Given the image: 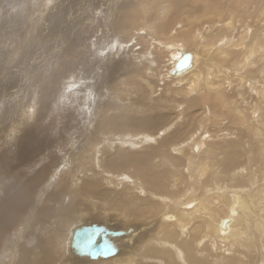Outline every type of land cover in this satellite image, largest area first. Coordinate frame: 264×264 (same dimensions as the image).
I'll return each mask as SVG.
<instances>
[{
	"label": "bare ground",
	"instance_id": "bare-ground-1",
	"mask_svg": "<svg viewBox=\"0 0 264 264\" xmlns=\"http://www.w3.org/2000/svg\"><path fill=\"white\" fill-rule=\"evenodd\" d=\"M84 1L80 3L84 4ZM120 1L106 0L103 5L101 3L102 6L106 5L107 12L97 18L93 16L97 10L94 1H86V4L90 3L91 10L86 20L93 19L95 22L98 19L100 25L94 30V26L92 29L87 26L84 31L77 30L74 35L69 34L73 38L67 41L65 52L61 53V57H55L51 65L43 67V72H46L58 65L59 69L54 75L44 77L40 75V69H36L40 72L36 71L33 75L30 72L32 77L28 82L31 83V90L36 86L39 88L31 93L30 100L25 102L27 105L21 106V118L15 126L8 128L4 139L0 140V264H50L52 256L61 254L60 249L65 246L64 229L70 220L75 217L86 219L89 215L101 212L105 217L103 220L108 221L114 218L108 215L115 212L117 207L131 214L128 220L134 216L147 218L145 224L148 228L155 226L158 221L159 231L153 235L145 232L147 237L141 234L136 240L141 230L135 227H131L134 236L124 238L123 230L99 226L110 231L106 241L115 249V254L108 258L91 259L89 255H76L71 249L74 229L87 226L71 224V227L68 225L65 253L88 259L82 260L88 261L85 264L95 260L100 262L93 264H264V0H235L232 11H226L218 18L222 23L217 30H214L217 21L211 20L208 25H204L201 17L215 16L213 10L221 6L219 1L215 7L209 4L214 0H139L140 6L136 5L137 8L132 7L130 1L129 4ZM187 2L192 3L188 4L193 10L183 17V22L189 21L181 24L186 25L189 31L181 29L182 25L178 21L179 24H175L176 28L173 29L181 30L170 29L168 34L171 25L163 19L168 15L179 19ZM207 4L211 7H206ZM228 5L223 4L218 9ZM69 7L63 5L64 11ZM59 8L56 7L55 13L48 17L47 25L52 33L67 29V25L60 27L63 15L59 14ZM81 9H84V5ZM148 12H151L152 18L147 19L148 30L144 32L149 31L150 40L155 38L159 41V48L162 42L169 51L172 60L169 79L180 81L190 75L192 79L184 90L197 94L195 102L210 101L211 108L208 109L211 112L209 110L199 117L194 116V105L189 102L180 122L171 120L164 126L168 118L166 112L155 111L156 104L150 98L137 106L131 105L136 96L134 87L130 107L126 106L129 105L126 100V103L120 102L124 99L122 92L127 91L129 77L123 76L121 72L123 61L115 60L112 53L121 52L124 42H131L132 29H138L135 25L141 23L143 13ZM234 12L241 17H235ZM205 16L203 18H208ZM219 32L223 36L218 35ZM230 35L234 36L232 43L228 39ZM109 38H115L117 43L106 41ZM134 45L128 44L127 54L134 52ZM141 46L145 48V45ZM184 47L188 50L192 47L194 52H186ZM198 48L201 53L197 51ZM213 50H216L215 55ZM86 52L94 59V64L90 65L91 72L85 71L83 79L79 78V83L73 85L71 80H76L78 74L74 64L69 61H72L71 57L78 59ZM181 53H189L192 66L188 71L172 76L171 71L182 57ZM56 55L53 53V56ZM89 56L85 60L86 64ZM197 59H200L199 65ZM1 63L3 67L0 72L9 71L10 57L1 58ZM23 82L27 80H22L18 91L22 90ZM150 83L147 80L146 86L150 87ZM16 84H10L9 92L14 90L10 88ZM75 86L84 90H76ZM36 91L39 98L34 96ZM24 92L20 91L18 96ZM174 94L177 95L176 92ZM210 94L213 97H209ZM149 110L160 116L147 114ZM35 111L38 116L32 120ZM209 115H212V120L217 117L214 119L217 122L214 128L219 131L212 139L207 140L203 136L198 139L197 132L210 120ZM222 115L223 120L220 119ZM236 134L242 138L238 139ZM216 148L223 158L217 154L214 156V165L208 164L207 157L202 159V156L214 155L213 150ZM188 155L190 159L187 161ZM181 162L185 165V175L189 176V179L183 178L188 187L184 191L181 190L183 186L178 188L179 192H183L176 198L169 192L175 189L176 183L183 177ZM201 169L209 173L206 171V175L202 176ZM53 174L58 175L56 180L52 179ZM204 176L209 177L204 185L211 182L209 186L211 184L214 188L204 193L209 196L198 198L196 190L202 185ZM217 180L223 183L219 184ZM65 188L70 193L71 201L66 208L58 205L65 212L60 210L62 213L54 219L53 207L68 202L63 197ZM162 207L165 210L161 211ZM122 217L117 218L127 219L125 215ZM169 226L174 230L172 233ZM58 230L63 231L62 235L57 233ZM112 232L117 234L111 235ZM120 239L128 243L123 244L125 252L122 250L121 253ZM223 246H226L224 251L221 248ZM121 255H124L123 260H118ZM71 261L68 259L66 262L72 264Z\"/></svg>",
	"mask_w": 264,
	"mask_h": 264
},
{
	"label": "rangeland",
	"instance_id": "rangeland-1",
	"mask_svg": "<svg viewBox=\"0 0 264 264\" xmlns=\"http://www.w3.org/2000/svg\"><path fill=\"white\" fill-rule=\"evenodd\" d=\"M80 1H84V0H0V57L3 59L5 58L6 56L10 57V65H9V71L8 70H5L3 73L0 72V101L2 100V102H0V140H3L4 139V136L5 134H7L8 132V128H10V126H15V124L17 123V120L21 118L20 114L22 113L21 111H23V109H20L21 106L25 107L27 105V103L25 102H28L30 100V97L32 96L31 93H33L34 89L37 88L38 86H36L33 90L32 87L30 88V81L29 79L32 77L31 76V73L32 75L34 74V72H36L37 70L36 69H40L41 70V74L40 75H43L44 77H48V76H52L54 75L57 71H58V65H55L53 68L49 69L48 71L46 72H43L44 70V65H51V61L53 63V59H55V57H58L61 55V53H64L65 50L67 49V46H68V40H70V38H73L72 37H69L70 35L69 34H73L74 35V32L77 31V30H83L85 29V27L87 26H90V28L92 29V26H94L93 30L95 28H97L99 25H100V21L98 19H95V22L92 21V20H86L87 16H89V13H90V7L88 4H86L88 1L90 0H85L84 1V4ZM87 1V2H86ZM93 5L94 7H96V11L93 12V16L95 18L97 17H102L104 15L105 12H107V7L106 5L102 6L104 3H106V0H93ZM101 1V2H100ZM129 1L131 2V5L132 7L134 8H137V6H140L139 5V0H121L120 2L121 3H125L126 4H129ZM206 2H210V0H205ZM218 1L219 3H221V6L224 4V5H227L229 3V5L224 8V9H218V8H221L218 7V11L217 9L213 10L215 13V16L213 15H204L205 17H208V18H203L204 16L201 17L202 20H204V25H208L210 23V21H217V23L214 25V30L216 29H220L221 28V23L222 22H219L218 21V18L222 15V13L226 12V11H229L230 12L232 11V5L235 3V0H214V1H211L209 4H212V5H216L218 4ZM69 2V4H68ZM79 2V3H77ZM102 3V5H101ZM191 5L192 3L190 2H187L185 5H184V9H182V13L180 14L181 17L178 19V18H174L172 15H168L166 18H164L163 20L164 21H168L170 23L171 26H169V31L167 32L168 34L170 33V29L174 30V31H179L181 29H186V25H182L181 23L183 22V17L186 15H189L190 11H192V7H189V4ZM58 4V5H57ZM67 6V5H70V7L67 9V11L71 10L69 13L67 11H64V8H63V5ZM76 4V5H75ZM205 4V2H204ZM78 5L80 7H78ZM83 5H84V9H81L83 8ZM100 5V7H99ZM53 6V7H52ZM61 6V7H60ZM75 6V7H74ZM78 8H77V7ZM194 7H196L195 5H193ZM217 6V5H216ZM215 6V7H216ZM56 7H60L58 12L59 14H62L63 15V18H62V25H60V27L64 28L66 25L65 28L66 31L64 32H61V31H57L55 34L52 33V31L50 30V27L47 25L49 23L48 21V17L50 14H53L55 13L56 11ZM72 7V8H71ZM86 7V8H85ZM206 7H211L210 5H206ZM192 9V10H191ZM185 10V12H184ZM188 10V11H186ZM206 10V9H205ZM204 10V11H205ZM85 11V12H84ZM88 11V12H87ZM142 11V10H141ZM57 12V13H58ZM64 12V13H63ZM78 12V13H76ZM84 12V13H83ZM102 12V13H101ZM195 12V11H193ZM218 12V13H217ZM151 12H148L147 14H144V17L143 19H141V23L138 22L135 27L138 28H134L136 30L131 31L132 36L131 35V42H124V44L122 45V51L115 54L114 52L112 53L113 55V58L115 60H121L123 61V65H122V71L123 72V76L125 77H129V84H128V88H127V91L126 93L123 91L122 92V97L124 99H122V97H120V99H122L120 102L122 103H127L126 104H129V105H126V106H129L130 107V103L132 102V91H134V89L132 87H134L136 89V91H134V93H136V96L134 97L135 100H133L134 104L132 103L131 105H134V106H137L141 101L143 100H147L148 98H150L151 100L154 101V103L156 104V108H155V111H159V112H163L165 114L166 117V122L164 123V126L168 125L171 120H176L177 122H180V119L182 120L183 119V115H185L186 113V108L188 107V104L189 102H192V104L194 105V109H192V112L194 114V116H197L199 117L203 112L205 111H209L211 112V109H208V108H211L210 105H211V102L210 101H197L195 102V96H197V94H194L192 91L191 93H187L184 88L187 87V83H190V80L192 79L191 76L189 75H186L185 77H183V79H180V81H176V80H173L172 78L169 79L170 75L168 74L169 71H170V65H171V62H170V55H169V51L166 50V48L164 47L165 45H162V42H161V48H159L160 46V43L159 41L157 42V40L155 41L154 39L153 42H151L152 40H150L152 37H151V34L150 32H144L145 30L147 31L148 28L147 27V24L146 22L147 19H151L152 18V14H150ZM186 13V14H185ZM188 13V14H187ZM71 14V16H70ZM87 14V15H86ZM149 14V16H148ZM218 14V15H217ZM76 15V16H75ZM100 15V16H99ZM72 16H75L72 18ZM85 16V17H84ZM148 16V17H147ZM211 16V17H210ZM234 16L235 17H241V15L237 12H234ZM68 20H66V18ZM70 17V18H69ZM78 17V18H76ZM150 17V18H149ZM210 17V18H209ZM212 18V19H211ZM85 19V20H84ZM72 20V21H70ZM96 20H97V24H96ZM236 20V18H235ZM90 21V22H89ZM94 23H92V22ZM180 24L182 25V28L181 29H173L174 27L176 28L175 24ZM189 20H185L183 22V24H185L186 22H188ZM211 21V22H212ZM73 22V23H71ZM80 24H78V23ZM144 23V24H143ZM144 28L142 29V27ZM218 24V25H217ZM72 25V26H71ZM220 25V26H219ZM218 26V28H217ZM18 27V28H17ZM140 28V29H139ZM146 28V29H145ZM256 28V27H254ZM11 29V30H10ZM142 29V30H141ZM14 30V31H13ZM73 30V31H72ZM187 30V29H186ZM7 31V32H6ZM18 31V33H17ZM71 31V32H70ZM84 31V30H83ZM136 31V32H135ZM140 31V32H139ZM189 30H187L188 32ZM9 32V33H8ZM88 32V31H87ZM139 32V33H138ZM201 32V30H200ZM237 33H239L238 31H236ZM4 33V34H3ZM42 33V34H41ZM51 33V34H50ZM63 33V34H62ZM68 33V34H67ZM79 33V31H78ZM137 33V34H136ZM65 34V35H64ZM149 34V35H148ZM165 34V33H164ZM164 34H162L161 36L163 37ZM13 35V37H12ZM40 35V37H39ZM220 36H223V33L221 34L219 32ZM44 36V37H43ZM52 36V37H50ZM151 38H150V37ZM22 37V38H20ZM42 37V38H41ZM64 37V38H63ZM145 37V38H144ZM63 38V39H62ZM65 38H66V41H65ZM93 38H95V35L93 36ZM136 38V39H135ZM234 38L233 35H230V37L228 38L229 41H231L232 43V39ZM143 39H146V40H143ZM112 42H111V41ZM116 39L115 38H109V40H106V41H109L110 43H114L116 42L117 43V40L115 41ZM130 40V39H129ZM135 40V41H134ZM136 41H138L136 43ZM144 43H143V42ZM134 42V43H133ZM154 42H157V43H154ZM132 43V45H135L133 46L134 48L132 49L134 52H132L131 54H127V48H128V44ZM149 43V45H148ZM176 44V41L174 42ZM138 44V45H137ZM145 45V48L142 47L141 45ZM159 44V45H158ZM213 45H215V43H212ZM137 45V46H136ZM152 45V46H151ZM157 45V46H156ZM124 46V47H123ZM126 47V48H125ZM152 47V48H151ZM160 49H158V48ZM188 47V46H187ZM187 47H184L183 49L186 51V52H191L193 51L192 47H190V50H188L189 48ZM11 48V49H9ZM143 48V49H142ZM82 50V47L80 48ZM142 49V50H141ZM140 50V51H139ZM153 50L152 53H149L148 52ZM159 52H158V51ZM37 51V52H36ZM64 51V52H63ZM144 51V52H143ZM156 51V52H155ZM198 52L201 53V51H199V48L197 50ZM137 52V53H136ZM158 52V53H157ZM194 52V51H193ZM215 52L216 50H213V53L215 55ZM52 53V54H51ZM53 53H56L57 55L56 56H53ZM122 53V54H121ZM126 53V55H125ZM135 53V54H134ZM140 53V54H139ZM51 54V55H50ZM85 54H87L89 56V53L86 52ZM81 55L80 58L78 59H75L73 57L72 58V61H69L71 64L73 63L74 66H75V71L77 72L78 74V77L76 78V80L72 79L71 80V84L75 85L77 83H79L78 81H80V79L82 80L83 79V75H84V72L85 71H89L91 72V67L90 65H93L94 64V59L93 57H88L89 58V61L87 62V65L85 60L87 58V55ZM139 54V55H138ZM149 54V55H148ZM189 54V53H188ZM121 55V56H120ZM135 55V56H134ZM138 56V57H136ZM148 56V57H147ZM61 57V56H60ZM127 57V58H126ZM141 57V58H140ZM206 57V55L204 56ZM1 58H0V70L2 69L3 65L1 63ZM67 58V57H66ZM132 58V59H131ZM145 58V60H143ZM210 58V56L208 57ZM91 59V60H90ZM93 59V60H92ZM142 59V61H140ZM148 59V60H147ZM152 59V60H151ZM43 60V61H42ZM66 60V59H65ZM75 60V61H74ZM79 60V61H78ZM78 61V62H77ZM133 61V63H132ZM137 61H138V64H137ZM144 61V62H143ZM172 61V60H171ZM199 61V62H198ZM34 62V63H33ZM128 62V63H127ZM140 62V63H139ZM146 62V63H145ZM17 63V64H16ZM156 63V64H155ZM127 64V66H126ZM138 66H137V65ZM140 64V65H139ZM197 64L199 65L200 64V59H197ZM17 65V67H16ZM37 65V66H36ZM132 65H136L134 67H132ZM141 65H144V67L142 66V68L140 67ZM165 65V66H164ZM197 65V66H198ZM126 66V67H125ZM132 67V68H130ZM137 67V69L135 68ZM152 67V68H151ZM227 67V66H226ZM47 68V67H46ZM128 68V69H127ZM172 68V67H171ZM228 68V67H227ZM55 69V70H54ZM78 69V70H77ZM141 70L140 72H138V70ZM145 69V70H144ZM165 69V70H164ZM169 69V70H168ZM137 71L136 73H133V71ZM154 70V71H153ZM166 71V72H165ZM31 72V73H30ZM37 72H40V71H37ZM148 73V74H147ZM168 75H167V74ZM135 74V75H134ZM22 75H23V79H22ZM168 77H167V76ZM80 76V77H79ZM140 77L139 79L137 78ZM28 77V78H27ZM163 77V78H162ZM27 78V79H26ZM80 78V79H79ZM20 79V80H19ZM68 79V77H67ZM138 79V80H137ZM145 79V80H144ZM22 80L26 81L27 82H23V88L22 90H25V92L21 95L18 96V93L20 91H18V87L21 85L22 83ZM36 80V79H35ZM34 80V81H35ZM144 80V81H143ZM147 80H150V87L149 86H146V82ZM33 81V82H34ZM69 81V80H66V82ZM174 81V82H173ZM37 82V81H36ZM82 82V81H81ZM85 82H88L85 81ZM4 83V84H3ZM15 83H17L15 86H13ZM25 83V84H24ZM178 83V84H176ZM181 83V84H180ZM10 84H13L12 87L10 88L12 91L9 92L8 90V87H10L11 85ZM35 84V83H34ZM136 87H135V85ZM26 89H25V87ZM36 85V84H35ZM29 86V87H28ZM140 86V87H138ZM146 86V87H145ZM168 86V87H167ZM176 86V88L174 87ZM4 90H3V89ZM6 88V89H5ZM39 88V87H38ZM83 88V86H82ZM2 89V90H1ZM75 89L76 90H81L83 91L84 89H80L79 87L75 86ZM138 89V90H137ZM144 89V90H143ZM149 89V91H148ZM166 89V90H165ZM8 90V91H7ZM141 90V91H140ZM153 90V92H152ZM177 90V91H176ZM4 91V92H3ZM7 91V92H6ZM16 91V92H15ZM18 91V92H17ZM139 91V92H138ZM176 92L177 95H174L172 94V92ZM184 91V92H183ZM15 92V93H14ZM155 92V93H154ZM169 92V93H168ZM171 92V93H170ZM10 95H9V94ZM132 93V94H131ZM140 93V95H139ZM149 93V94H148ZM154 93V94H153ZM167 93V94H166ZM179 93L181 94L179 96ZM193 93V94H192ZM8 97H6L7 95ZM37 94H39L37 91L34 93V96H36ZM108 94V93H107ZM142 94V95H141ZM3 95V96H1ZM127 95V96H126ZM131 95V96H130ZM135 95V94H134ZM138 95V97H137ZM168 95V96H167ZM191 95V96H190ZM4 96L6 97V101L4 99ZM10 96L11 99H10ZM18 96V97H17ZM40 95H37L36 97L39 98ZM125 96V97H124ZM162 96V97H161ZM173 96H175L174 98H172ZM17 97V98H16ZM127 97V98H126ZM129 97V98H128ZM132 97V98H130ZM169 97V98H168ZM177 97V99H176ZM179 97H181L179 99ZM209 97H213V94H210ZM9 98V100L7 99ZM81 98V96H80ZM107 95L105 97V99H107ZM126 98V99H125ZM172 98V99H171ZM128 99V100H127ZM161 99V101H160ZM179 99V100H178ZM194 99V100H193ZM126 100V101H124ZM166 100V101H165ZM180 100H182V102H179ZM124 101V102H123ZM162 101H164L162 103ZM169 101V102H168ZM166 102V103H165ZM195 104H194V103ZM205 102V104H204ZM3 105H2V104ZM25 103V104H23ZM170 103V106L168 105ZM177 103V104H176ZM208 103V104H207ZM167 105V107L165 105ZM173 104V105H172ZM179 104V106H178ZM187 104V106H185ZM199 104H204L205 106H201ZM7 105V106H6ZM195 105H196V108H195ZM6 106V107H5ZM165 106V107H164ZM176 106H178L176 109ZM184 106V107H183ZM12 107L15 109H12ZM172 107L171 110H169V108ZM180 107H181V110H180ZM183 107V108H182ZM205 107V108H204ZM128 108V107H127ZM164 108V109H162ZM207 108V109H206ZM185 109V110H184ZM165 110V111H164ZM179 110V112L177 113V111ZM184 110V111H183ZM171 111V112H170ZM173 111V112H172ZM225 111V110H224ZM11 112V113H10ZM176 112V113H175ZM109 114L110 113H118V112H108ZM147 114L151 115V116H155V115H158L160 116V114H153L150 112V110L147 112ZM173 114V115H172ZM176 114V115H175ZM4 115V116H3ZM38 116V112L35 111L34 112V116H32V120H35V118ZM177 116V118H176ZM209 121H207V123L205 124L204 128L201 130V131H198L197 132V138L199 139V137L202 138H205L208 140V138L212 139V137L214 135H216V132H218L219 130L218 129H215V125H216V121H214V119H216L217 117H214L213 120H212V115H209ZM3 119V120H2ZM168 119V120H167ZM170 119V121H169ZM221 120L224 119L223 115L222 117L220 118ZM3 122V123H2ZM223 123H226V121H224ZM226 125V124H224ZM82 126V124H81ZM81 126L79 127V129H81ZM209 127H212L211 129L213 130H210ZM196 128V127H195ZM214 128V129H213ZM228 128V127H227ZM4 129H7L4 131ZM229 129V128H228ZM209 130V132H208ZM221 130H224L221 129ZM230 130V129H229ZM236 130V127L235 129ZM2 132V133H1ZM17 132V131H15ZM202 132V133H201ZM214 132V133H213ZM222 131H220V134H221ZM5 133V134H4ZM4 134V135H3ZM213 134V135H211ZM210 135V136H209ZM206 136V137H204ZM238 136V139L242 138L241 135L239 134H236V137ZM240 136V137H239ZM197 145L195 146H192V148L196 147ZM206 146H208L207 142H206ZM207 149V147H206ZM214 151V155H204L202 156V159L206 158L207 157V160H208V164L211 163V165H214V162L213 160H215V155L218 154V156L221 158H223V155H221L220 151L216 148L213 150ZM187 156V155H185ZM190 159L189 155H188V159L187 161ZM206 160V159H205ZM241 160H240V164H241ZM218 163H219V160H218ZM63 164V162H62ZM184 164L181 162V165H180V170H181V173L183 177H180V184L178 186V183L177 182L175 185V189H173L172 191H170L169 193H172L173 197H179L182 192L188 187V184L186 182H183V178L186 177L187 179H189V176L185 175V169H184ZM183 168V169H182ZM207 170H203L201 169V175H206L204 174ZM200 172V170H199ZM207 173H209V171H207ZM200 175V176H201ZM52 179L53 180H56L58 175L57 174H53L52 175ZM209 178V177H208ZM207 176H204L202 177L201 179V186H199V189L196 190V196L198 198L200 197H207L209 195H206L204 194L205 192H207L208 190H212L214 187H211L212 185L210 184L209 186V183H207L206 185H204V182L206 180H208ZM222 180V179H221ZM170 183L172 184L173 181L171 180ZM182 183V185H181ZM217 183L221 184L223 182H221L220 180L218 181L217 180ZM226 182L224 181V184ZM178 186V187H177ZM183 186V187H182ZM209 186V187H208ZM177 187V188H176ZM183 188L181 190L183 191H180L178 190V188ZM205 187V188H203ZM66 190V193H64V199L67 200L68 202L66 204H63V205H60V204H57L55 205L53 208H54V216L52 218H56L58 216L59 213H62V212H65V209L63 208H66L68 207L71 201L70 199V193L67 191V189L65 188ZM178 190V191H176ZM206 190V191H205ZM174 191L178 194L176 195L174 193ZM181 193V194H180ZM202 193V194H200ZM66 194V195H65ZM202 196H200V195ZM66 196V198H65ZM211 196V195H210ZM62 203V201H61ZM63 207V208H59L58 207ZM163 207L161 208V211L165 210L163 209ZM60 210L62 212H60ZM160 214V212L158 213V215ZM114 215V216H113ZM122 215H125L127 217V219H122V220H119L118 218ZM131 215L130 213H127L126 211H124L123 208L121 207H117L115 209V212H112L110 213V215L108 216H112V217H118L117 220L114 219V218H111V219H108V221L105 219L103 220L104 215L101 213V212H96V214H92V215H89L88 217H75L73 218L72 220H70L67 225H66V228L64 229L65 232H64V235H63V241H64V244L66 246V237H68V229L73 225H83V226H89V225H95V226H104L106 227L107 226V229H112V230H123V232L125 233V235L123 236L124 238L125 237H132L134 236L133 234V230L131 229V227H135L136 230H141L139 231V235L138 237H136V240L138 239L139 240V237L141 236V234H144L145 235V232H148V235H153L154 232H157V228H160L158 227L159 225H157V222H156V227L153 226L155 228V230H152L154 229L152 226H148L145 224L147 218L143 219V218H138V217H133L132 219H129L128 220V216ZM157 215V216H158ZM123 218V217H122ZM90 219V220H89ZM161 222V221H159ZM138 223V224H137ZM141 223V224H140ZM144 223V224H143ZM163 222H161L160 224H162ZM164 223H168V222H164ZM72 224V225H71ZM103 224V225H102ZM159 224V223H158ZM70 227H69V226ZM68 226V227H67ZM172 229V230H169L170 232L171 231H174L172 227H168V229ZM125 230V231H124ZM129 230V231H128ZM146 230V231H145ZM152 231V232H151ZM159 231V230H158ZM150 232V233H149ZM32 233H34V231H32ZM57 233L59 235H62L63 231L61 230H58ZM172 233V232H171ZM155 234V233H154ZM147 234L145 235V237L148 236ZM120 241L122 242V244H120L119 246V249H121L120 253L122 252V250L124 251L123 247L124 245L128 244V243H125L122 239H120ZM135 241V240H134ZM116 244V243H115ZM124 244V245H123ZM133 244V243H132ZM57 245V244H56ZM64 247H62L60 249V252L61 254H54L52 256V262L50 264H71V263H67L66 261H68V259L72 260V264H85L87 263L88 261H82V260H88L86 258L84 259H79L77 258L76 255H73L74 257L72 256H68L66 253H65V250H64ZM131 246V245H130ZM135 246V245H133ZM57 247V246H56ZM135 248V247H134ZM222 250L224 251L226 248V246H223L221 247ZM125 252V251H124ZM65 253V254H64ZM118 253V255L120 254ZM117 254L115 255L116 257L118 256ZM116 257H113V258H116ZM111 258V259H113ZM119 259L118 260H123L124 258V255H121L120 257H118ZM61 260V261H60ZM106 260H110V259H106ZM106 260H103V261H106ZM89 261H94V260H89ZM96 262H100L99 260H95V262H89L88 264H93V263H96ZM110 262V261H108ZM222 263V262H221ZM225 263V262H224ZM225 264H228V263H225ZM236 264H241V263H236Z\"/></svg>",
	"mask_w": 264,
	"mask_h": 264
},
{
	"label": "water",
	"instance_id": "water-1",
	"mask_svg": "<svg viewBox=\"0 0 264 264\" xmlns=\"http://www.w3.org/2000/svg\"><path fill=\"white\" fill-rule=\"evenodd\" d=\"M171 71L172 76H178L191 68V56L188 53H181ZM112 234H117L112 232ZM110 231L95 225L76 228L73 231L71 249L76 255H89L91 259L97 257L108 258L115 254V249L106 241ZM115 236V235H114Z\"/></svg>",
	"mask_w": 264,
	"mask_h": 264
}]
</instances>
